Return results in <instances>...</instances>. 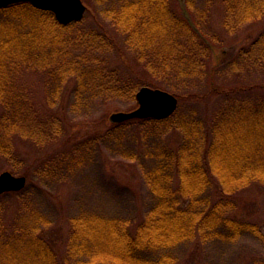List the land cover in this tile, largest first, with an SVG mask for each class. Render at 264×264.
<instances>
[{"label":"trees","instance_id":"obj_1","mask_svg":"<svg viewBox=\"0 0 264 264\" xmlns=\"http://www.w3.org/2000/svg\"><path fill=\"white\" fill-rule=\"evenodd\" d=\"M97 1L108 4L102 14L127 34L128 46L148 72L166 83L174 94L188 91L198 81L202 85L204 79L203 84H207L209 76L235 77L247 69L264 71V31L241 47L235 58L215 65L211 47L202 37L206 9L191 22L181 15L174 0ZM196 2L186 0L191 12L197 7ZM222 2L225 26L231 32L264 18V0ZM5 25L16 30L10 31L11 35L0 30V104L3 106L0 157L13 165V169L20 171L24 165L16 138L46 146L65 132L62 120L37 109L29 96L22 93L18 79L25 69L50 72L49 83L54 87L56 82L69 79L73 72H82L80 69L85 65L89 75L81 81L92 87L93 94L136 100L141 85L120 77L118 71L107 66L103 50L111 44L105 34L87 31L77 23L62 26L51 12L26 3L0 9V29ZM80 43L90 52H101V56L90 54L68 59L69 51ZM214 91L221 90L217 86ZM55 97L56 93L53 100L47 98L50 107H55ZM180 112L167 120L140 121L155 128L166 126L168 130L181 131L184 144L168 153L169 160L174 161L172 165L164 162V166L145 176L156 203L135 232L131 230L130 220L121 217H74L70 220L66 256L62 261L44 236L49 226L45 219L26 214L30 204L22 203L9 229L4 221L8 200L5 198L11 195L8 193L0 196V264H177L174 251L184 243L235 242L246 236L256 238L264 247V229L260 224L238 221L229 215L237 208L232 194L255 182L264 187V96L226 98L207 123L194 110L187 115L183 113L181 119ZM125 125H114L104 138L108 139L113 131L122 130ZM95 143H99L97 137L76 143L68 157L57 163L56 154L47 158L34 175L52 180L59 168L63 172L79 169ZM216 181L222 197L214 203L210 190ZM24 191L15 194L21 198L26 194Z\"/></svg>","mask_w":264,"mask_h":264},{"label":"rangeland","instance_id":"obj_2","mask_svg":"<svg viewBox=\"0 0 264 264\" xmlns=\"http://www.w3.org/2000/svg\"><path fill=\"white\" fill-rule=\"evenodd\" d=\"M82 1L87 6V12L81 22L74 23L79 24L78 27L88 29L87 31L101 32L110 39L111 45L103 50L104 59L108 61L107 66L118 71L120 77L132 79L140 84L141 88L160 89L176 96L179 100L177 112L181 111L179 119L183 118V113L187 115L194 110L197 116L207 123L226 98L257 99L264 96V71L254 69H247L235 77L209 76L207 84H203L204 79L202 85L198 81L188 91L174 94L166 83L148 72L137 53L128 46L127 34L122 32L110 17L102 14L108 4L102 5L97 0ZM174 1L181 15L191 22H195L196 17L199 18L201 10H207L208 15L202 31L205 34L202 37L211 47L212 63L215 65H223L235 58L241 47L251 43L264 31L262 18L244 25L236 32H231L225 26V7L222 0H197V7L192 8L193 12L188 9L186 0ZM13 29L15 28L5 25L0 30L11 35L9 32ZM88 50L80 43L77 48L69 51L68 59L75 60L74 58L84 55L87 57L90 54L101 56V52L94 53ZM80 70L82 72H73L66 81L56 82L54 87L49 83L50 72L36 68L22 71L18 79V85L23 87L22 93L29 96L37 109L62 120L65 132L56 142L46 146H38L29 139L16 138L18 154L24 160L20 171L13 169V165L0 157V175L8 171L16 177L27 178L25 191L22 190L26 193L25 196L20 198L15 194L19 192H13L5 198L8 199L5 223L11 229L12 221L22 203L30 204L27 206L26 214L28 217L45 219L49 226L45 229L44 236L62 261L66 256L71 230L70 220L74 217L94 215L104 218L121 217L130 220L131 230L135 232L138 224L145 219L156 203L145 176L155 168H160V165L164 166V162H170L172 165L171 162L174 161L169 160L168 153L180 149L184 144L181 131L168 130L166 126L155 128L140 122L148 119L126 121L122 130L113 131L112 135L105 139L104 135L114 125H119L111 121V115L132 112L139 104L137 99L128 101L96 96L91 92L92 87H88L86 81L82 82L84 78L87 79L89 69L83 65ZM79 73L83 75L80 76ZM217 86L221 91H214ZM55 93L56 105L50 107L47 98L53 100ZM2 112L3 106L0 104V114ZM95 137L99 143L92 146L89 156L84 158L79 169L75 168L74 171L67 169L68 172H63L65 170L59 171V168L57 169L59 173L52 180L40 179L34 175L36 168L47 158L56 154V158L59 156L57 163L60 159L68 157L69 151L76 143ZM57 165L60 167L61 164ZM219 188L221 189L216 181L210 190L214 203L222 197ZM231 197L237 208L229 213L230 216L238 221L258 223L264 229V187L260 183L255 182L232 194ZM174 252L178 259L177 264L264 262V247L252 236L243 237L235 242L213 241L209 244L200 241L188 242L180 245ZM160 253L161 251L158 254ZM35 261L39 262L38 259Z\"/></svg>","mask_w":264,"mask_h":264},{"label":"water","instance_id":"obj_3","mask_svg":"<svg viewBox=\"0 0 264 264\" xmlns=\"http://www.w3.org/2000/svg\"><path fill=\"white\" fill-rule=\"evenodd\" d=\"M31 4L35 8L51 12L62 25L81 22L87 12V6L82 0H0V9L18 4ZM139 107L129 113L119 112L111 115L113 123L120 124L134 119L165 120L173 116L179 107V100L169 92L142 87L137 95ZM27 186L26 177H16L11 172L0 175V196L21 192Z\"/></svg>","mask_w":264,"mask_h":264}]
</instances>
